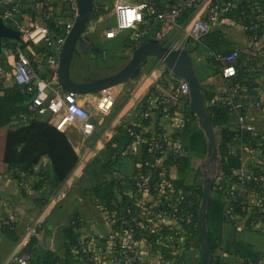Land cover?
I'll list each match as a JSON object with an SVG mask.
<instances>
[{
  "label": "crops",
  "instance_id": "1",
  "mask_svg": "<svg viewBox=\"0 0 264 264\" xmlns=\"http://www.w3.org/2000/svg\"><path fill=\"white\" fill-rule=\"evenodd\" d=\"M58 2L50 0L55 6ZM113 13L114 10V16ZM101 20L100 16L94 26ZM231 44L243 50L241 78L261 81L264 67H246L251 47L243 27L217 31L212 42L224 53L230 51ZM195 47L197 44L189 41L179 50H186L191 59L197 94L206 109L209 104L223 105L228 89L216 61L205 56V49L199 53ZM153 57L158 56L145 57L126 80L112 86L117 93L115 103L109 113L96 116L101 126L92 136H85L77 126L65 132L79 161L60 184L54 181L47 155L33 171L16 177L18 170L9 168L3 158L8 126H0V219L13 217L15 224L12 233L0 226V264H17L18 255L26 250L32 253L31 264H46L49 253L59 258V264H115L124 244L137 252V264H202V242L196 228L163 212L169 203L164 182L186 181L196 188L202 183L203 188L205 163L211 158L209 150L186 149L188 160L184 167L169 156L178 133L185 148L193 132L201 130L206 141L207 135L190 90L182 91L184 78L175 63L159 58L155 59L156 66L150 67ZM5 82L6 86L13 84L11 77H6ZM98 96L99 93L80 95V101L91 110ZM247 117L256 132L264 134V108L250 107ZM14 122L19 123L18 116ZM237 128L235 114L227 111L225 122L215 131L221 134L223 129ZM157 133L163 135L166 144L156 160L161 168L159 179L150 188L141 187L138 178L147 151L145 144ZM232 141L228 140L226 146L229 152L238 153L239 143ZM243 161L251 169V156L246 155ZM223 180L221 177L219 184ZM226 199L223 191L213 187L209 208ZM71 225L77 226L75 234L80 243L89 244L87 253L70 243L66 229ZM210 227L213 229L214 224ZM234 241L249 243L261 255L260 264H264V226L248 224L246 217L236 213L223 225L215 257L221 258L220 264H249L252 259L225 249Z\"/></svg>",
  "mask_w": 264,
  "mask_h": 264
},
{
  "label": "built area",
  "instance_id": "2",
  "mask_svg": "<svg viewBox=\"0 0 264 264\" xmlns=\"http://www.w3.org/2000/svg\"><path fill=\"white\" fill-rule=\"evenodd\" d=\"M78 13V0H59L56 6L50 0H0V19L13 32L0 37V95L4 94L6 77H11L26 95V109L18 114L19 123L44 118L64 132L77 126L85 136L90 137L95 132L96 116L107 114L112 109L117 94L112 87L98 92L95 106L90 110L81 103L80 94L68 91L60 84L61 53ZM113 14L114 24L105 30L107 38L122 31H131V38L137 45L165 39L172 42L181 40V45L189 41L206 45L205 56L215 59V65L228 89L223 105L228 112L235 114L238 122L231 139L239 143L242 165L236 170V179L220 183L227 196L225 210L228 213L232 202L245 197L242 207L246 212L244 217L251 225L264 226V183L255 193H248L247 187L255 171L262 173L264 180V134L256 132L254 124L247 117L250 107L264 108V76L261 81L241 78L243 50L237 44H231L227 53L210 45L212 33L241 26L248 35L251 47L246 67L262 69L264 0H115ZM189 90L188 81L183 79L182 91L188 93ZM160 136L152 140L153 152L165 149H162L164 137ZM185 155L186 148L178 133L170 153L171 160L176 163ZM246 155L251 156V169L244 164ZM150 166L146 163L141 169L145 172L143 180L139 182L141 187L151 186ZM213 177L218 182L222 176L216 172ZM166 181V193L176 199L170 201L163 212L192 225L194 212L188 207L183 209L179 204L187 193ZM255 206L259 209H255ZM0 226L5 232L14 231L13 217L1 218ZM79 248L87 253L89 244L82 242ZM121 249V256L115 264H137V252L127 244L122 245ZM31 260L32 253L22 251L17 257V264H31ZM249 264L260 262L251 261Z\"/></svg>",
  "mask_w": 264,
  "mask_h": 264
},
{
  "label": "trees",
  "instance_id": "3",
  "mask_svg": "<svg viewBox=\"0 0 264 264\" xmlns=\"http://www.w3.org/2000/svg\"><path fill=\"white\" fill-rule=\"evenodd\" d=\"M216 33L217 32L211 34L210 45H212ZM131 41H133L132 38ZM25 101L26 95L21 92L20 88H18L15 83L11 86H6L4 94L0 95V126H8L3 153L4 161L8 164L9 168L15 171L18 170L16 177H20L22 172L29 173L33 171L34 167L40 162L42 157L47 155L52 163L54 181L56 184H60L66 180L77 165L79 161L78 153L69 140L67 134L51 124L47 119L38 118L30 120L26 123L14 124L15 117L26 109ZM207 109L214 126H219L225 122L227 118V108L224 105L209 104ZM225 134L226 137L223 136L224 144L220 149L219 175L223 177L224 183H227L230 180L236 179V170L241 167L242 159L239 153L229 152L226 142L231 138V132L226 131ZM159 137L161 136L157 133L155 136L149 137V140L146 141L145 148L147 151L142 161V169L146 163L152 165L149 167L151 169V184L159 179V174L161 172V168L156 165V160L162 152L159 150L153 152L151 150L153 143L152 140ZM165 145L166 144L164 142L162 144V149L166 147ZM189 147L192 149L200 148L202 150H206L207 141L201 130L193 132L190 144L189 146H186V149H189ZM169 159L171 160V156H169ZM187 160L188 156L186 154L185 156L179 158L176 163L180 165V167H184ZM144 174L145 172L141 171V176H139L138 179L142 181ZM261 177L262 173L259 171H255L253 173L248 180V193H255V191L259 190L260 185L264 183V180ZM259 178L261 180H258ZM172 184L176 185L178 188H182L187 193L185 199L183 201H179V204L183 207V209L188 207L189 210L194 212L195 219L193 226L196 228L199 241L201 242L198 227V211L202 200V183H200V187L197 188L186 181H173ZM213 187H217L218 190L224 192L223 185L217 183L216 180L214 181ZM166 194L169 198V202H173V200L176 199L175 197H171L168 193ZM194 196L197 198L195 199ZM262 199L264 201V195L262 196ZM245 200V197H239L236 201L232 202L228 213L225 210L227 201L220 204L214 202V206L209 208L208 231L212 245V264H220L221 258L215 257L214 253L220 243L224 223L231 218L232 214L236 213L245 216L246 212L242 208ZM255 209H259V207L255 206ZM211 223L214 224L213 229L210 227ZM76 227V225L68 227L66 229V234L70 243L79 247L81 243L75 234ZM12 232L13 231L11 230H7V233ZM225 249L230 250L243 258H250L253 261H259L261 258V255L255 252L249 243L244 241H234L232 243H228L226 244ZM58 259L59 258L49 253L46 264H59L60 262Z\"/></svg>",
  "mask_w": 264,
  "mask_h": 264
},
{
  "label": "water",
  "instance_id": "4",
  "mask_svg": "<svg viewBox=\"0 0 264 264\" xmlns=\"http://www.w3.org/2000/svg\"><path fill=\"white\" fill-rule=\"evenodd\" d=\"M95 0H78L79 13L69 33L60 58L59 81L60 84L68 91L85 95L102 91L126 80L137 68L140 62L149 55L163 57L169 62L175 63L179 69L178 73L188 81L190 93L195 99L196 111L203 121L205 131L208 134L212 147L209 149L210 156L216 157L217 150L215 145V130L212 119L200 95L197 94V82L192 67L191 59L186 50H173L162 41L150 40L138 45L133 52L130 61L117 73L88 82H77L71 78L70 64L75 53L77 43L83 35L91 12L94 7ZM13 34L0 19V37L2 35ZM214 184V177L206 173L204 186L202 191V200L198 211V227L202 242V264H212V245L207 226L208 209L211 200V193Z\"/></svg>",
  "mask_w": 264,
  "mask_h": 264
},
{
  "label": "rangeland",
  "instance_id": "5",
  "mask_svg": "<svg viewBox=\"0 0 264 264\" xmlns=\"http://www.w3.org/2000/svg\"><path fill=\"white\" fill-rule=\"evenodd\" d=\"M130 1L133 2L134 0ZM95 2L96 8L95 6L93 7L86 29L77 43L75 53L70 64L71 78L77 82L93 81L117 73L130 61L133 52L138 46L135 42L131 41V31H122L111 38H107L105 36V30L114 24V16L111 14L114 10L115 0H96ZM100 16L102 19L101 24L94 28L95 21L98 20ZM162 42L165 45L170 46L173 50H179V48L182 47L181 40L172 42L171 39H165ZM195 44H197L195 49L198 50L199 53H203L206 45L199 44L198 42ZM159 58L163 57H153L149 66L155 67V59ZM169 60L170 59L167 61L169 62ZM97 93L98 92H96V94ZM99 126H101L99 122H96L95 132ZM216 127L217 126H214V130ZM202 129L205 131L204 126ZM235 130L236 129H234V131ZM230 131L233 132V130ZM219 133L220 132L216 133L215 131L217 156H211L210 160L205 163L206 172L211 176H213L216 172H220V149L224 144L223 136L226 137V130L223 129L221 134ZM205 134L207 135L208 143L206 150L208 151L213 144L206 131ZM229 142H231V139H229ZM234 144H236V142Z\"/></svg>",
  "mask_w": 264,
  "mask_h": 264
}]
</instances>
